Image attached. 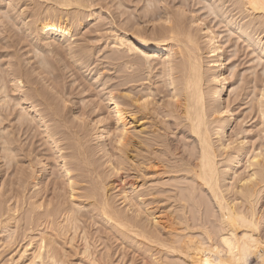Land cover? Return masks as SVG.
I'll return each mask as SVG.
<instances>
[{
    "label": "bare ground",
    "instance_id": "1",
    "mask_svg": "<svg viewBox=\"0 0 264 264\" xmlns=\"http://www.w3.org/2000/svg\"><path fill=\"white\" fill-rule=\"evenodd\" d=\"M142 1L141 16L121 19L125 0H0L2 27L7 21L17 22L21 29L15 33L24 30L27 38L38 37L41 46H50L49 54L66 57L92 72L88 62L94 47L89 49L75 38L77 30L90 28L98 41L110 46L105 58L108 64L119 65L116 70L120 73V81L110 84V79H101L105 71H95L106 105L96 109L98 104H90L89 117L66 96L59 71H54L53 62L45 61L44 53L36 54V64L30 60L23 61L26 64L8 62L3 69L0 65V168L2 162L13 167L12 171L5 166L13 173L7 180L10 187L7 189L6 181V189L0 183V247L11 248L16 242L21 247L18 252L13 248L15 254L9 253L2 264H67L60 239L73 231L66 238L73 242L88 213L78 198L89 200L95 223L98 216L124 238H139L149 256L162 255L154 257L156 264H264V85L257 98L262 147L250 149L246 129L229 133L235 113L228 94H238L241 88L232 86L230 56L214 26L193 8L198 4L221 16L228 28L233 27L230 31L264 59V0ZM27 2L34 7L28 10ZM234 8L243 13L238 14L239 21L228 16ZM204 57L211 63L207 78ZM158 66L160 80L153 81ZM129 85L130 91H126L124 86ZM138 86L141 89L134 91ZM69 106L73 108L70 116ZM90 110L95 113L93 118ZM137 112L142 120H149L150 128L132 126ZM13 115L16 126L8 130L11 128L3 122ZM129 117L134 120L130 122ZM39 127L58 147L62 180L52 181L51 197L45 196L49 184L41 187L51 167L39 157L41 152L31 158L36 148L20 144L16 137L18 132L27 134ZM167 133H182L192 140L175 152L165 139ZM57 135L65 138L62 148ZM82 136L85 141L95 140L99 150L89 148L93 140L83 146ZM140 137L142 183L138 189L135 176L131 175L132 180L127 172L133 165L139 171L129 152ZM109 140L114 141L111 147L117 154L112 153ZM20 157L28 158V167L20 165ZM34 160L41 164L39 169L30 165ZM113 176L118 179L114 177L112 187L113 182L106 181ZM81 181L87 184L83 186ZM118 186L122 206L115 204L118 196L109 193ZM84 234L83 253L89 256L92 246Z\"/></svg>",
    "mask_w": 264,
    "mask_h": 264
},
{
    "label": "rangeland",
    "instance_id": "2",
    "mask_svg": "<svg viewBox=\"0 0 264 264\" xmlns=\"http://www.w3.org/2000/svg\"><path fill=\"white\" fill-rule=\"evenodd\" d=\"M125 1H126L125 2V4H126L125 14L122 15L123 18H121V19H124L125 17H129V16H130L129 18L132 17V19H134L136 17L138 18V16H141L140 12L142 11V7L144 4L143 1L142 2H141V0H125ZM26 4H28V6H27L28 10H30L31 7L32 8L34 7L32 4H29V2H27ZM26 4H25V6H26ZM25 6H23V7H25ZM200 7H201V5L196 4V5H194L193 8L197 9V12L199 14H202L203 17L206 19V21L214 26L215 30L220 34L219 37H220L221 42L225 46L227 55L230 56V61H231L230 65L233 68V70H231L233 73L230 77V79L232 81V86L238 87L241 85V88H238V90H239L238 94H237V92L235 94L234 93L228 94L229 102L231 104V108L233 109V111L235 113L234 119H233V124H232V127H231L229 133L233 134L235 132L240 131L242 128L246 129L248 132L245 134L247 136L249 148L250 149H258L259 146L262 147L261 146V139L258 135L259 129L261 128L262 124H261V116H260L259 111H258L259 109L257 108L258 107L257 98L259 96L258 93H260L258 91H260V89L264 85V59L263 58L261 59L258 56V51L256 52V50H253V47H250V46L248 47L247 46L248 43L245 42V40L243 38H240L238 34L234 33V31H230L233 29V27L228 28L226 23L222 22L221 16H216L215 14H211V12H209L208 9L205 10V8H204V10H203V8L200 9ZM198 9H199V11H198ZM231 10H233V9H231ZM235 10L236 9L234 8V10L231 11L233 13V15L232 14L231 15L227 14V15L230 17L234 16V18L236 17L235 18L236 21H239L241 19L240 17L243 15V13L241 11L238 12V9H237L236 10L237 15H236ZM206 12H209V13H206ZM208 14H210V15H208ZM238 14H240V15L242 14V15L238 16ZM3 19L0 18V26H1V22H2L1 20H3ZM140 20H138V21H140ZM7 22H8V24H7ZM7 22L6 23L4 22L3 27L2 26L0 27V32L3 31L0 34V65H1L2 69H3V67L4 68L7 67L8 62L12 63L15 61H21V63L26 64L23 61L30 63V60H31V63L33 62L34 64H36V61L39 58L37 55L39 53H44L45 55H47V57H45V61L47 62L49 60V62H51V63L53 62L54 65L52 66V68L56 72L59 71L57 73L61 75V77H59V78L62 79L60 81H62V83L65 87L64 91H65V93L67 92L66 96L69 98H72V101L75 105L74 107H76L77 109H80L82 111L86 110L84 112L87 113L86 115H88L89 117H90L89 109H91V106L93 104H94L93 106L98 104V105H96V106H98V108L96 107V109H99V105H101V107L102 106L105 107L106 95L100 91L101 86H100V82L99 81L97 82L95 79L96 78L95 77V71H97V70L105 71L104 74L102 75L101 79H107V78H108V80L110 79L109 80L110 84L118 83V81H120V79H119L120 73H118L116 70V69H118L119 65H116V63L108 64V60H106L105 57L108 56V52H106V51H108L110 46H108V44L106 46L104 43V40H101V41L99 40L100 41L99 42L97 40L98 37H97L96 33L91 32L89 30L90 28L85 27V28L79 30V32L77 30L78 34H76V36H75V38H77V39L80 38L79 42H81V43L85 42L84 44H86L89 49L90 48L92 49V47H94L92 50L95 52V54H97L99 52L98 53L99 55L97 54V56H96L94 54L93 57H91L89 62H88L89 64H91L90 68L93 69V71L90 72V69L88 70L87 68H84L83 66L81 68V66L79 64L78 65L76 64V66H75L74 65L75 63L73 64V62L71 60H70V62L67 61L68 58H66V57H65V59H61V58H59L60 56L56 57V55L54 53L49 54L50 53V51H49L50 46H46V47L41 46L39 43L40 42L39 38L34 37V35L28 36V38H27V36H25L27 33L23 32L24 30H19L21 32L18 31V33H15V32H17V30L19 28L21 29V25L18 24L17 22H16V24L10 23L9 21H7ZM14 24H15V26H14ZM16 34L20 35V37H18ZM21 34L24 37L23 36L21 37ZM7 38H9V39H7ZM93 38H95V39H93ZM18 39H19V41L17 42ZM9 41L12 43L13 46L11 45V43ZM9 44L11 46H9ZM202 45L204 47V43H202ZM39 46H40V48H39ZM48 51H49V53H48ZM53 54H54V56H53ZM204 58L205 59L203 61V70H204V73H205V71L207 72V73H205L206 75L208 74L207 76L205 75L207 78L210 75L208 72V68L210 67L211 63L209 61L210 60L209 58H206V57H204ZM53 60H55L56 62ZM67 62L70 63L69 67L67 65ZM157 62H158V59L156 60V62L154 61V63H157ZM70 65H72V66H70ZM115 65H116V67H115ZM106 67H107V71H106ZM56 69H58V70H56ZM155 69L156 70H153V74H152V76L154 77L153 81H159L160 78H159L158 71H160V68L158 66ZM106 73H107V75H106ZM157 73H158V75H157ZM121 74H123V73H121ZM207 82H208V80L205 82L206 85H207ZM83 83H84V85H83ZM256 83L258 85H256ZM135 84H137V83H135ZM155 85H160V84H155ZM209 86H210V82H208V85L206 86V88H208ZM256 86H257V88H255ZM82 87L85 91H81V90H83ZM130 87H131V85L124 86V89H127L126 91H130V90H128ZM138 89H141V86H138V88H136L134 91H136ZM68 93H69V96H68ZM228 96H227V98H228ZM86 103L88 104V106ZM90 104H91V106H90ZM69 105H71V104H69ZM67 109L69 110V116L71 114H73L72 113L73 112L72 107L67 108ZM74 110H75V108H74ZM92 112L90 110V113H92ZM92 114L93 115L91 116V118L94 117L95 113H92ZM13 117H14V115L11 116L8 121L5 120L3 122V125L8 126L7 128H11L8 130H12L14 128V126H16V123H15L16 119L13 120ZM128 120H130V122H132L134 119L132 117H129ZM11 123H12L13 127H12ZM132 126H134L137 130H140L142 127L150 128V123H149L148 119L142 120L141 119V112H137L136 118L133 121ZM33 129L30 130L29 132H27V134L23 133V132H18V133H20V135H19L18 133H16L17 130L16 131L14 130V132L16 133V137L18 136L17 139L20 141V144L23 145V143H24L26 145V147L28 145V148H30L33 145V147L31 149L36 148L35 149L36 151H34V153L31 155V158H33V156L35 157L36 154L41 152V153H39L40 154L39 157L41 158V156H42V158H43L42 160L44 162L48 163L49 167H51L49 176L48 175L44 176V180H43V183L41 186L42 188L45 189L46 184H49V187H48L49 190L46 191L45 196L49 195V197H51L52 196V192H51L52 191V189H51L52 185H51V183L53 184L52 181L56 180L57 182H61L60 180H62V178H60V176H59L61 173V170H60V166H58V160H57L58 153L56 152L57 151L56 149L58 147L56 146V143H52L50 139L47 140L46 135H45L46 133H44V130L42 127L41 128L39 127L38 129L35 128L34 130ZM56 137H58V138H56ZM62 137L63 136H60V135L55 136V138L59 141L58 145H60V148L64 147V143H65V140H64L65 138L63 137L64 138L63 139ZM81 138H82L81 142L84 141L85 145H83V146H85V147L89 141L91 142L93 140V139L87 138L89 141L88 140L85 141L86 140L85 136H82ZM165 139L168 140L167 142L170 145L169 148L174 149L175 152L182 151V149L186 148L184 145L186 143H190L192 140L190 138L185 139V136L182 135V133H180V134L167 133V136ZM18 140H17V142H19ZM136 140H137V142H134V144L132 143L133 147L131 149L133 151H130L129 153H130V157L133 158L134 164H136V166L137 165L140 166V163H141V153H140L141 152V137L136 139ZM66 142H67V140H66ZM92 142L88 143L89 148L92 149L93 152L99 150L96 141L93 140ZM53 146L55 149L53 148ZM88 146H87V149H88ZM91 146H94V147H91ZM109 146L112 150V153H114V152H116V154L118 153L117 149L113 150V148H112L114 146V141H110ZM87 149H86V151H87ZM137 150H139V151H137ZM66 151H68V150H66ZM89 151L90 150H88V152ZM63 152H64V150H63ZM136 152H138V154ZM135 153L138 156H136ZM101 154L102 153L98 151L97 157ZM102 159L99 161V163H98L99 165H102V163L104 161V159L103 160ZM20 160H22L20 162L21 166L22 165L24 167L29 166L28 165L29 163L27 162L28 161L27 157H25L24 159H23V157H20ZM23 160L25 162H23ZM35 160L32 161L33 163H31L30 165H32V167H35L34 165H36V167L34 169H39L41 167V164L37 163L38 157H37V161H35ZM2 163H1L2 169L0 168L1 169L0 170V180H1L0 183L1 182H2L1 184L4 183L3 186H4V189H6L5 181L7 183L13 177L12 176L13 175V173H12L13 167L8 168L7 165H3ZM5 166H7V170L12 169V171L10 172L11 174L9 173L10 170L7 171ZM133 166H134V167H132L133 169L131 168L132 170L130 169V171L127 172V174L130 173V176L131 175L135 176V178L133 177L134 180L132 179V176H131V179L134 181V183H136L135 186H137L139 189V188H141V183H142L141 182V169H140L141 166L137 167V168H139L140 173L135 168V165H133ZM4 167H5V170L7 171V173L4 170ZM101 167L100 168L103 169L105 167V165H103ZM137 172H138V174H137ZM149 174L151 175L152 173H149ZM9 176H10V179H9ZM114 177H116L118 179V176H113L110 178V180L108 179L106 181V182H108V184H111L113 182L112 187L114 185V182H116L115 181L116 178L114 179ZM81 182H83V186H85L87 184L86 181H85L86 184L84 183V181H81ZM6 185H7V189H8L10 187V183H7ZM3 186L1 185L0 187H2V189H3ZM118 189H122V188H119V186L116 188H112L109 193H111L112 196L115 198L118 196V198H116L115 204H117L118 206L119 205L122 206L125 203L122 205H121V203H119L122 200L120 199L121 195H120V191ZM80 190H79V192L82 191V190L81 191ZM112 190L115 192H113ZM127 190H129V189H127ZM59 192H61V191H59ZM116 192H117V194H116ZM7 193L10 195L9 191ZM130 193L133 194V192H131V191H130ZM115 194H116V196H114ZM61 195L63 196V192H61ZM2 198L3 197H1V199ZM118 199H119V201H118ZM78 200L82 201V203L80 204V206L83 207L82 209H84L85 212L88 211V213L86 212L87 216H84L83 221H82V222H87V223L81 222L83 229H81L82 226L78 229L77 233L75 234V237L76 236L77 237L74 238L73 242L72 241L69 242V240H67V239H70L69 236H71L73 231H69L67 233L68 236L65 235V239L67 238L66 240L60 239L61 253L62 254L67 253L66 256L68 255L67 256L68 257L67 264H69V263L70 264H96V263L97 264H156L155 262H153L154 257L158 256V255L162 256L160 254H156L153 257L149 256L150 253L145 251V246L141 243V240H139V238L136 239V237H133L134 236L133 234H132L133 235L132 237H129V238L125 237L124 238V236L115 232L116 229H114V228L111 229L112 228L111 226L109 227L107 224L104 225L105 224L104 221L98 220V216L96 217L97 222L95 223L94 222L95 218L90 217V214H89L90 209H91L90 208L91 205L87 204L89 202V200H85V198H81V199L78 198ZM263 202H264V199L261 201L262 206L264 208ZM66 205H67V203H66ZM87 207H89V210ZM60 220H62V217L60 218ZM98 221H100V222H98ZM11 222L12 223H10V226H11V224L13 226L14 220H12ZM86 224H89V225H86ZM86 226H88V227H86ZM0 229H3V227H1ZM50 230L51 229L47 230V232L51 233L52 230L51 231ZM86 232H87V234H86ZM3 234L5 235V232ZM83 234L85 236H87V240L91 244L90 246H92V247H90V250H89V253L91 254L89 256L86 253L85 254L83 253L84 246H85V238H83L84 237ZM3 237L6 238L5 236H3ZM16 243H15V245L11 246V248L10 247L8 248V246H6V245H4V247H0V250H1L0 251V254H1L0 264H2L3 261L6 260L10 254L11 255L15 254V250H17L16 252H18V249L21 247L18 248L16 246L17 245ZM62 247H63V249H62ZM13 248H16V249L11 253V250ZM153 252L156 253L155 250H153ZM105 256H106V258H105ZM165 257L163 256V260L167 259ZM90 258L91 259L93 258V260H91ZM169 259H171V258H169ZM169 259H168V261H169Z\"/></svg>",
    "mask_w": 264,
    "mask_h": 264
}]
</instances>
